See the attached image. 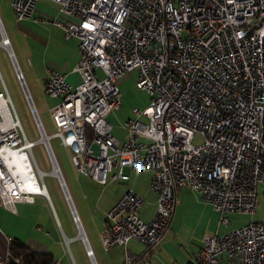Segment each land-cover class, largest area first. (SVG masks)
Returning a JSON list of instances; mask_svg holds the SVG:
<instances>
[{"label":"built area","instance_id":"1","mask_svg":"<svg viewBox=\"0 0 264 264\" xmlns=\"http://www.w3.org/2000/svg\"><path fill=\"white\" fill-rule=\"evenodd\" d=\"M38 0H9L16 22L31 18ZM66 21L54 19L65 40H78L77 82L47 69L44 93L58 103L50 110L53 137L70 149L78 175L100 185L127 182L125 169L150 172L156 195L148 222L138 216L143 200L125 191L106 213L100 236L104 251L125 248L134 239L150 249L169 227L179 187L201 195L228 229L231 213L253 215L264 187V0H51ZM0 45L12 58L0 21ZM14 75L31 105L53 175L70 205L56 158L26 90L23 74ZM99 72L101 74H99ZM136 72V87L150 105L127 120V137L112 135L107 121L119 107L118 81ZM200 136V146L193 139ZM3 85L0 92V208L34 195L50 202L31 147ZM40 180V182H39ZM72 221L80 232L70 205ZM81 239H86L81 236ZM85 255L93 261L88 244ZM9 248L0 264L10 261ZM139 257L125 250L123 264ZM264 264V223L224 235H206L192 264ZM52 264H60L53 262Z\"/></svg>","mask_w":264,"mask_h":264},{"label":"crops","instance_id":"2","mask_svg":"<svg viewBox=\"0 0 264 264\" xmlns=\"http://www.w3.org/2000/svg\"><path fill=\"white\" fill-rule=\"evenodd\" d=\"M52 18L62 21L68 19L58 14V5L51 0H38L30 19L16 22L13 16L16 28H8L11 33H19L26 40L25 45H21L16 38H13L12 44L11 36L7 31L11 41L12 58H9L5 48L1 45L0 48L6 52L13 67L16 65L20 69V63L27 61L28 64L30 61L28 66L34 71L33 73H36L37 80L42 84L46 77V71L50 68L66 74L67 81L77 82L79 78L71 70L78 61L79 42L75 38L65 40L62 30L53 25ZM12 46L16 51V61ZM3 50L0 49L1 64L6 62ZM28 73L29 70L27 69L26 74ZM134 73L133 76L136 79L137 74ZM124 80L119 83L122 84ZM3 85L0 75V92ZM111 127L113 132V126L111 125ZM123 130L126 132L125 129ZM115 137L123 141L127 137V132L122 138L117 135ZM125 173L129 177V174ZM137 175L139 177H133L132 179L129 177L127 182L111 180V175H109L108 182L101 185L102 193L98 196L94 195V191L90 187H85L88 191V197H85V199L88 202L81 203V213L84 218L93 214L97 227L86 229L87 242L93 252V261L85 255L84 249L86 247L84 243V248L83 245L72 247L70 242L74 238L68 239L65 237L51 201L48 202L42 195H34L31 203H16L15 212L0 208V256L6 254L9 242L14 238H18L35 251L50 253L54 262L60 264H123L125 250L139 257L134 264H192L202 246L203 237L213 235L217 230L214 231V228H208L197 240L180 237V228H174V226L176 224V214L178 213L177 207L180 208L181 200L185 203L190 199L194 204L202 207L205 212L212 213L210 217H213L210 204L202 199L197 192L183 187L175 190V206L169 227L156 246L147 249L132 239L127 242L125 248L113 245L108 251L103 250L100 236L106 229V213L125 191L132 190L142 198L143 204L138 210L140 220L148 222L154 214L156 195L149 189L150 172H137ZM81 177L90 184L100 185L91 177ZM36 196L40 197L39 200L36 199ZM70 205L73 207L72 201H70ZM217 264H227V262L222 260Z\"/></svg>","mask_w":264,"mask_h":264},{"label":"rangeland","instance_id":"3","mask_svg":"<svg viewBox=\"0 0 264 264\" xmlns=\"http://www.w3.org/2000/svg\"><path fill=\"white\" fill-rule=\"evenodd\" d=\"M52 20L54 21V18H52ZM0 21L8 40L10 41V34L12 44L14 40L13 38H16V40L24 46L26 40L19 33H11L8 29L9 27L16 28L9 0H0ZM53 25L56 26L55 24ZM7 31L9 32V34ZM0 49L3 50L2 48ZM12 51L14 52L13 55L16 61V51L14 50L13 46ZM3 52L5 54L6 62L4 64H1L0 62L1 79L8 91L9 97L11 99V104L17 114L27 140L29 142H33L31 153L37 167L43 173L42 181L55 211V214L60 222V227L63 228L65 237H67L68 239L71 237L74 238V240L70 242L72 243V247L74 245L81 246L83 245L81 236H85L86 239H88L86 229L97 228L96 220L93 214L87 218H84L81 213V203L85 204V201L88 202V200L85 199V197H88V191L85 187H90L94 191V195L98 196L102 193V186L90 184L87 181H84V179L81 177L82 175L76 174L70 159L72 152L70 151V149L65 148L61 144L59 138L53 137L56 130L50 116V110L58 103V100L50 98L44 93L43 84L37 80L36 73H33L34 71L31 69V67L28 66V64L30 65V61L28 62V64L27 61H25L24 63L19 62L20 69L23 73L26 90L28 91L31 98L32 106L37 112L46 136L50 137V146L62 173L67 191L70 195V200L73 204L72 208L77 215L82 228V231L79 232L76 225L72 221L69 204H67L64 199L57 179L53 175H51L52 166L45 151L44 143L41 141L42 136L35 126V119L31 111V105L25 98L24 92L15 78L13 65L9 61L6 52L4 50ZM27 69L29 70L28 74H26ZM99 74L101 73L99 72ZM133 74L135 73H128L118 81V89L120 93L119 107L117 110L111 113L108 118V121L113 126L112 135L114 137L115 135H117L119 138H122L126 134L121 126L128 119H139L141 122H146L144 118H141L139 116L137 117L133 113V110L136 109L139 112L144 111L151 103V96L146 91L136 87L135 76H133ZM123 79L125 80L122 82V84H120L119 82H121V80ZM203 142L204 139L200 136H196L193 139V144L196 146L202 145ZM125 172L129 174V177L131 179L133 177H139L137 175V172H131L128 169H125ZM39 198V196H36L37 200H39ZM181 201L180 208L179 206L177 207L178 213L176 214V224L174 228H180V237L184 239L190 238L197 240L204 234V231H206V229L208 228H214V231L217 230V234L224 235L227 232L229 233L242 228L248 225L250 222L264 223L263 186L259 187L258 203L255 213L253 215L237 213L229 214L227 216L230 221V226L228 229H224L223 226L219 224V214L214 212L212 208L211 211L213 212V217L211 218L210 214L212 213L209 214L208 212H205L202 207L194 204L190 199L185 203ZM8 245L10 249V242Z\"/></svg>","mask_w":264,"mask_h":264},{"label":"trees","instance_id":"4","mask_svg":"<svg viewBox=\"0 0 264 264\" xmlns=\"http://www.w3.org/2000/svg\"><path fill=\"white\" fill-rule=\"evenodd\" d=\"M9 264H52L53 257L48 252H38L28 247L23 241L14 238L10 241Z\"/></svg>","mask_w":264,"mask_h":264},{"label":"bare ground","instance_id":"5","mask_svg":"<svg viewBox=\"0 0 264 264\" xmlns=\"http://www.w3.org/2000/svg\"><path fill=\"white\" fill-rule=\"evenodd\" d=\"M82 241H83V243H84L86 249H88V242H87L85 239H82ZM91 250H92V249H91ZM10 257H11V255H10ZM9 262H10V261H9ZM8 264H9V263H8Z\"/></svg>","mask_w":264,"mask_h":264}]
</instances>
